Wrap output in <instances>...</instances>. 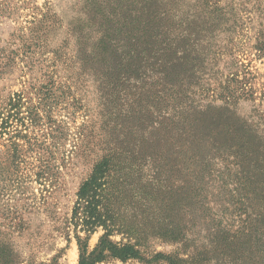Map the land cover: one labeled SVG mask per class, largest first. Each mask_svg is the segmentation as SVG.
<instances>
[{"label":"rangeland","instance_id":"rangeland-1","mask_svg":"<svg viewBox=\"0 0 264 264\" xmlns=\"http://www.w3.org/2000/svg\"><path fill=\"white\" fill-rule=\"evenodd\" d=\"M193 2L175 4L188 10ZM243 2L246 7H238L245 11L243 25L214 32L205 60L209 74L202 78L198 96L205 97L203 103L221 105V98L235 95L231 105L238 120L264 138V54L257 48L264 43V0L260 5ZM228 3L221 0L218 6ZM95 8L86 0H0V104L15 94L21 103L18 117H6L7 107H0L8 122L0 132V264H78L75 236L86 235L79 223L75 228L72 215L77 192L94 166L116 153L114 117L105 115L104 89L92 73L81 72L90 73V67L83 69L79 61L80 44L87 46L83 40L96 44L101 37L97 27L102 18L94 16ZM50 77L55 100L41 108L39 92ZM34 109L39 118L29 119L27 112ZM119 117L126 119L124 113ZM139 166L141 171L133 168L128 174L124 163L116 164L108 195L117 226L108 240L135 246L142 260L97 264H162L158 254L187 259L191 246L198 245L175 238L173 194L164 189L162 165L147 160ZM157 171L161 174L153 180ZM144 194L151 201L144 203ZM104 234L98 228L88 236V252Z\"/></svg>","mask_w":264,"mask_h":264},{"label":"trees","instance_id":"trees-1","mask_svg":"<svg viewBox=\"0 0 264 264\" xmlns=\"http://www.w3.org/2000/svg\"><path fill=\"white\" fill-rule=\"evenodd\" d=\"M86 1L96 6L93 14L102 23L96 44L91 38L83 40L87 46L80 44V64L90 67V73L81 72L92 73L104 89L105 115L114 117L111 143L116 153L97 163L77 192L72 215L75 228L79 223L86 235L75 236L78 264L142 260L135 246L108 240L117 226L108 193L116 164L124 163L130 174L133 168L141 171L139 165L147 160L161 164L166 173L176 240L198 243L187 259L158 254L162 264H264V138L238 120L231 105L235 95L221 98V105L203 103L205 97L198 96L202 78L209 74L205 60L214 34L243 25L245 11L238 7L246 3L229 0L218 6L221 0H194L192 9L183 10L175 3L185 0H171L172 5L163 0ZM126 17L128 22L121 21ZM257 48L264 54L263 42ZM47 82L39 92L41 108L55 100L51 77ZM18 98L15 94L0 104L7 107L6 117L20 114ZM122 113L126 119L120 120ZM2 114L0 109V132L8 123ZM27 115L39 118L36 109ZM160 174L155 172L153 180ZM144 195V203L151 201ZM98 228L105 234L88 252V236Z\"/></svg>","mask_w":264,"mask_h":264}]
</instances>
